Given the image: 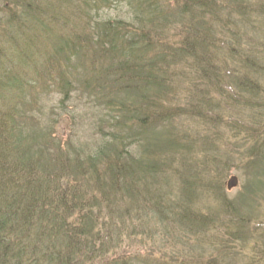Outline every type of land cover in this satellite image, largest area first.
Here are the masks:
<instances>
[{
	"label": "trees",
	"instance_id": "trees-1",
	"mask_svg": "<svg viewBox=\"0 0 264 264\" xmlns=\"http://www.w3.org/2000/svg\"><path fill=\"white\" fill-rule=\"evenodd\" d=\"M116 3L126 5L128 21L104 17ZM0 12V100L23 99L26 87L35 88L43 74L40 53L47 63L42 78L62 94L60 107L74 90V60L84 71L82 88L93 98H109L108 139L66 177L54 175L69 168L57 160L62 151L53 148L43 165L48 151L27 139L34 135H22L18 109L10 112L0 102V264H128L124 258L131 254L156 256L155 246L165 252L163 264H201L195 256L184 259L188 254L181 256L177 242L219 250L221 242L232 245L236 237L226 220L242 222L222 181L232 162L226 164L213 135L193 140L198 152H176L194 146L173 147L174 127L166 125L172 109L186 107L192 118L230 127L222 137L263 145L264 116L248 117L254 128L242 131L237 109L264 96V0H3ZM85 56L89 66L80 62ZM187 78L203 89L192 83L184 104L172 106L170 97L182 98ZM154 121L165 126V145L141 164L130 149L149 151L141 143ZM210 142L213 152L204 148ZM174 162L179 167L172 170ZM201 194L219 199L218 205L202 211L194 201ZM126 214L132 229L154 237L140 253H127L126 243L137 237L126 230Z\"/></svg>",
	"mask_w": 264,
	"mask_h": 264
},
{
	"label": "rangeland",
	"instance_id": "rangeland-1",
	"mask_svg": "<svg viewBox=\"0 0 264 264\" xmlns=\"http://www.w3.org/2000/svg\"><path fill=\"white\" fill-rule=\"evenodd\" d=\"M2 2L3 0H0V6ZM126 9V5H117L116 3L104 12V17L122 18L128 21L130 15L126 12ZM175 29L177 30V27H175ZM176 30H172L171 34H175ZM168 36L172 35L168 34ZM74 58L78 59L76 57ZM37 59H39L38 67L42 70L40 72L43 74L39 76L41 78H39L38 83L34 84L35 88L26 87L23 99L18 100L17 98H11L9 99L10 101L0 100V102H2L3 106H10V112L13 108H17L27 114L29 120L27 121V119L24 118L23 121V118L19 117L20 112L17 110L19 121L23 125L21 129L25 131L22 135H34L33 138H26L30 140L31 143H35L34 145L36 147L41 146L44 150L48 151L45 152L43 160H40L43 162V165L48 164L52 159L51 151L53 148L57 147L59 151H62L59 152L61 156H58V162L67 164L69 168L73 166L74 170H71L72 168H66L63 165L64 168L54 173V175L61 174L66 177L68 175H73V171L78 172V166H84V161L96 150L98 144H102L103 141L108 139L107 137L109 135L107 130H109V126L108 123L105 122L107 121L106 115L109 114V109H106L105 107L108 106L105 105H107L109 98H102V100L99 98L97 99V97L93 98L92 95H89L82 88V81H86L84 71L79 66V62L74 60L71 61L72 64L76 63L78 65L77 72L74 75H70L74 83V90L71 99L64 104L63 108L60 107L59 100L62 94L47 80V78H42L46 77L44 65L47 64L43 61L42 53L38 54ZM105 61L107 62V60H104V62ZM80 62L83 66L90 65L88 56L81 58ZM59 63L64 65L62 59H60ZM97 64L100 66L102 62L99 60ZM192 83H197L196 86H199V89H203L204 87L199 82H192L191 78H187L186 81L182 83V91L180 90L179 95L180 97L182 96V98L180 99L178 97L175 99L173 95L171 100L170 97L172 106L177 102L178 104H184L183 98L187 96L188 91L192 88ZM260 88L264 90V85L260 86ZM128 92L131 94L129 90ZM119 95L120 94H117L118 97ZM257 99L258 103H250V106L249 103H243V105L239 106L237 109L241 114V123H239L240 130L244 131L249 127L254 128L247 119L248 117L252 115L264 116L263 94L257 97ZM167 100L168 102L165 101L166 105L170 103L169 99ZM188 112L186 107H182V110L172 109V115L169 117L171 123L167 122L166 128L173 126L174 130H172V132H174L175 135L172 139L173 141L168 140L167 142L171 141L173 147L177 144L186 143L194 146L192 149L181 147L176 152H181V150L184 152H198L196 149L198 145H196L193 140L204 138L205 135H213V138L217 139L218 145L221 146L226 164L232 162L231 164L233 166L230 167L224 180H222L224 188L226 180L231 175H236L238 178L236 187L228 191L225 188V190L227 199H230L232 203L230 208L234 213L242 217V222H239V220L238 222L226 220L227 224H231V228H233L232 234L234 233L236 238L232 241L233 244L230 246H228L227 243L221 242L222 245L219 247L221 248L220 250L214 249L215 247L212 248V246L199 244L195 241H193L194 244L179 241L176 244V248L181 250V256L188 254L184 259L195 256L196 259L199 258L198 261L201 264H264V143H262L263 145H261L260 148H251L249 144H240L239 139L235 138V140L232 141L233 139L231 140L229 137H222L227 136L226 133L229 131L228 129H230V127L225 126L223 128L221 124L210 119L208 120L207 118H192ZM262 120L264 121V118ZM16 122H18V120H16ZM155 122L156 121L152 122L151 126L146 127L145 135L142 140L143 142L141 143L142 147L149 151L142 152L137 145H133L130 149V152L136 153L133 155L143 160L141 164L147 161V158H153L155 149L165 145L164 137H161V133L164 131L163 128L165 126L163 127L161 123L156 124ZM261 128L260 137L264 140V124L261 125ZM220 130L221 132L219 133ZM103 133L107 135L103 136ZM147 137L148 139H145ZM181 137H183V140H181ZM208 139H212V137ZM206 142H209V140ZM204 148L209 152H213L215 149L211 142L205 144ZM182 155L184 157L187 156L184 154ZM196 157L199 159L200 156L197 155ZM75 159L76 162L74 163L72 160ZM101 162L105 163L106 159H102ZM132 165L135 167L139 164L134 163ZM178 167L179 163L177 162L169 166L172 170ZM49 168L53 171V163ZM216 172L217 169L214 170L215 175ZM200 173L202 174L201 170ZM217 200L219 199L211 195L206 196L201 194L194 201L199 203L198 206L204 211V208L211 210L216 207L218 204L215 201ZM67 203L68 201L65 204ZM122 203L125 207V197ZM63 215L65 216L64 213ZM102 215L104 214L102 213ZM127 216L128 214L124 216L126 230L128 233H131V236L132 233H135L134 237H137L136 240L132 237L135 240H132L133 243H126V246H128L127 253L139 252L143 247L149 248L154 242V237L152 235L138 233L141 229H132L134 226L131 223V219H128ZM220 239L221 238H219L218 242H220ZM138 240H140V242ZM153 249L156 256H145L140 260L139 258H134L133 254H131L124 258V260L128 264H163L162 254L165 252L161 249L158 250V246L157 248L156 246L153 247ZM169 252L170 251H166V253ZM158 258H160L162 263H160ZM103 263L108 264L111 262L105 260Z\"/></svg>",
	"mask_w": 264,
	"mask_h": 264
},
{
	"label": "water",
	"instance_id": "water-1",
	"mask_svg": "<svg viewBox=\"0 0 264 264\" xmlns=\"http://www.w3.org/2000/svg\"><path fill=\"white\" fill-rule=\"evenodd\" d=\"M238 182V179L235 175H231L227 180H226V189L231 190L232 188L236 187Z\"/></svg>",
	"mask_w": 264,
	"mask_h": 264
}]
</instances>
